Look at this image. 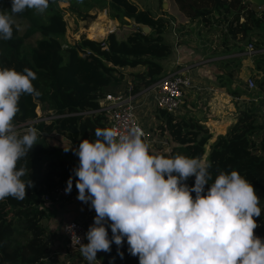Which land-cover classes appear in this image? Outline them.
<instances>
[{"label":"trees","instance_id":"16d2710c","mask_svg":"<svg viewBox=\"0 0 264 264\" xmlns=\"http://www.w3.org/2000/svg\"><path fill=\"white\" fill-rule=\"evenodd\" d=\"M6 1L10 10L11 0ZM172 1V7L186 19H200L206 34L214 36L222 54L233 53L235 49L244 51L249 37L259 27L264 28V13L259 15L258 6L248 0ZM59 3H67V8L72 7L81 18L90 16L88 11L94 6L107 7L111 19L127 24V19H131L135 24L148 26L149 32L144 33L140 26H133L122 40H116L114 32L110 33L108 46L106 42L83 36L75 44L62 48L59 41L64 35L62 11L54 7ZM49 4L50 10L43 16L35 14L32 9L20 13L30 23L26 35H21L18 27L13 25L12 38L0 39V69L22 72L29 68L37 75L32 83L40 94L31 97L33 102L28 94L21 95L19 111L13 122L17 123L20 115L23 119L34 115L39 106L37 103H40L43 117H50L41 122L40 131L62 134L78 148L81 140L96 139V128L107 127L102 113L84 112L98 109V99L108 93L107 89L122 83L123 77L115 74L118 67L144 65L143 71L130 73L132 93L162 77L161 61L172 52L163 37L170 20L154 17L133 0H51ZM81 5L84 8L78 10ZM174 19L171 15V20ZM35 32L40 38L35 46L26 48L25 39ZM80 51L84 55L81 56ZM138 55L145 58H138ZM249 78H253L255 89H249ZM219 79L222 87L232 91V99L238 101L236 107L234 105L237 114L224 133H213L206 123L191 114L174 117L162 110H156V120L159 121L156 131H165L170 136L174 145L169 156L181 154L210 161L213 180L209 183L219 172L230 173L232 170H237L248 180L260 200L261 215L254 217L258 224L254 232L264 239V125L253 100L264 88V79L259 81L254 76L248 77L246 90L240 84L231 86L233 81L227 76L222 75ZM37 143L28 156L17 163L18 169L21 166L27 168L28 174L21 179H31L34 186L26 189V198L22 201L13 197L0 200V264H50L47 259L50 250L48 230L43 223L50 211L43 195L56 187L67 186L79 158L71 150L65 152L64 148L48 143L42 133L38 135ZM194 182L195 177H190L186 183L194 186ZM192 195L195 197V193ZM117 247L113 243L110 252H103L100 264H139L138 257L129 254L126 238L119 249L123 258Z\"/></svg>","mask_w":264,"mask_h":264},{"label":"clouds","instance_id":"9594fccd","mask_svg":"<svg viewBox=\"0 0 264 264\" xmlns=\"http://www.w3.org/2000/svg\"><path fill=\"white\" fill-rule=\"evenodd\" d=\"M48 7L49 0H11L10 10H0V39L12 38V14L32 9L42 15ZM35 79L29 68L0 69V200L22 201L34 186L31 179H21L28 172L17 163L38 144V129L20 132L13 120L21 95L40 94ZM143 135L138 126L123 134L115 127H98L94 141L64 148L79 158L65 192H71L76 177L77 199L96 213L88 243L75 236L88 264H96L97 253L110 252L113 243L123 258L119 249L125 238L139 264H264V239L254 232L260 200L252 184L237 170L221 171L209 183L210 161L151 154ZM190 177L194 186L186 183Z\"/></svg>","mask_w":264,"mask_h":264},{"label":"crops","instance_id":"0c3cea01","mask_svg":"<svg viewBox=\"0 0 264 264\" xmlns=\"http://www.w3.org/2000/svg\"><path fill=\"white\" fill-rule=\"evenodd\" d=\"M166 16V15H164ZM173 16V15H172ZM110 21V20H109ZM174 21L171 20V24L174 25ZM187 23V24H186ZM186 25L181 30L173 29L171 41L168 43L172 46V53L176 56L175 67L181 63V58L184 62L194 60L196 58L204 57L205 64L201 69H197L192 72V87L189 89L185 97V106L187 111L185 114H190L194 107L191 103L197 105L199 118H201L215 134L224 133L226 128L232 120L228 119V116L214 115L211 113L210 104L213 97L216 94L224 93L226 88L221 86L222 81L219 77L222 75L232 79L231 86L235 87L240 84L244 77L250 76L256 77L259 81L264 79V36L259 30L251 35V42L256 48L255 56L245 57L243 51L233 52L232 54H222L219 44L215 41L214 36L207 35L205 29L202 27L199 18L190 19L186 21ZM187 26V27H186ZM115 31L114 28H109V32ZM187 31L186 35L183 32ZM164 40L165 36L163 34ZM249 42H247L248 44ZM236 50V49H235ZM237 51V50H236ZM257 60V64L254 65V60ZM253 61V62H252ZM234 64L233 68H226L225 64ZM174 67V68H175ZM132 71V69H130ZM173 71V70H172ZM198 74V75H197ZM198 76V77H197ZM197 78V79H196ZM197 92L198 96L210 95L208 97L198 98L194 92ZM143 96H151L152 93L140 94L135 100L136 110L139 120L143 125V129L147 131V135L144 141L149 145L150 153L154 155H170V149L174 145L167 132L159 133L156 131V126L159 123L156 120V109L149 100H144ZM192 98V100L190 98ZM202 100L203 102L199 101ZM152 100V99H151ZM153 102V101H152ZM181 115V114H180ZM217 117V118H216ZM233 118V117H232ZM58 134V133H56ZM60 135L63 139L62 134ZM53 145V144H52ZM58 146V145H55ZM61 148L77 147L71 145V143L65 139L64 146H58ZM76 177L73 180L75 187ZM78 190H75L71 197L66 200L58 201L54 200V203H49L48 217L44 219V226L48 230V240L50 242L49 254L55 255V262L58 264H88L81 253L72 252L64 242L62 237V229L66 221L71 219H77L86 221L93 218L96 213L94 209L90 208V204H85L77 199ZM103 251L97 253V260L101 261Z\"/></svg>","mask_w":264,"mask_h":264},{"label":"rangeland","instance_id":"374dc122","mask_svg":"<svg viewBox=\"0 0 264 264\" xmlns=\"http://www.w3.org/2000/svg\"><path fill=\"white\" fill-rule=\"evenodd\" d=\"M49 1H51V0H49ZM133 1L139 6V8L149 10L154 17H156V18L166 17L167 19L170 20V22L168 21L169 27L164 33L165 41L167 43H168V41H171V39H168V37L170 38L171 35H173L172 34L173 29L176 28V30H181L182 27H184L187 24L186 21L189 20V19H186V17L182 13H180L178 9L172 7L171 4L173 3V1L171 2V0H133ZM67 5H68L67 3H59L57 5L58 7L56 5H54V7L56 9L59 8L62 11V22H63V26H64V35H63V39H61V38L59 39L62 48H66L69 45L75 44L77 41L81 40L83 36L86 38H89V39H93L95 41H101L102 40V42H106V46H108L109 45L108 35H109V28L110 27L114 28V30H115L114 31L115 39L116 40H118V39L122 40V39H124V37L128 33V29H132L133 26H135V27L140 26L138 24H135V22L131 19H127L128 24L127 23H120L117 20L111 19L109 17V14H108V8L107 7L103 8L100 6H94L88 11L90 16H88L86 18H81L80 16L77 15L76 11L72 7L67 8ZM80 8L83 9L84 5H81L80 7H78V10ZM8 9H9L8 2L6 0H0V10H8ZM49 10H50V4H49L47 11L44 14L41 15V14H37L36 12H35V14H37L39 16H43ZM106 12H107V14H106ZM21 15H23V14H20V13L12 14V18L14 20V25H16L18 27L19 33L21 35H26V33L28 32L27 29L30 26V23L25 17H23ZM164 15H166V16H164ZM171 15H173L176 18V20L174 19V22H173L174 25L171 24ZM202 27L204 28L203 25H202ZM258 30L260 31L261 34L263 33V36H264V28L259 27ZM205 32H206V29H205ZM186 33H187V31L183 32V34H185V35H186ZM27 37L28 38H26L25 42H24V45L26 48L35 46L36 40L40 38V34L38 32H35L34 35H30ZM251 41H252L251 37H249L248 42L251 43L254 51H257ZM114 42H116V41H114ZM245 43L246 42L244 41L243 44H245ZM171 50H173V49H171ZM235 52H238V50L237 51L235 50ZM79 53L81 56L84 55V52H82V51H80ZM85 54H88V53L85 52ZM254 56H255V54L253 55V57ZM137 57L141 58V59L145 58V56H139V55ZM175 58H176V56L171 52V54L168 58L161 61L162 65H163V71L161 73V76H164V75L170 73L174 69V67H175L174 63L176 60ZM185 59L186 58H184V60ZM204 59H205L204 57H200V58H196L194 60H189L187 62H184V60L181 58L180 64L182 65V67H185V66L193 67L192 68V72H193V71H196L197 69L199 70V69L203 68L204 66L208 65V64L204 63L205 62ZM256 62H257V60L255 59L253 62L254 65L257 64ZM203 64H205V65L202 66ZM109 65H111V64H109ZM225 66L228 69V67L233 68L235 65L234 64L229 65L226 63ZM178 68L179 67H176L175 70ZM130 69H132V71H130ZM143 70H144L143 64L137 65L135 67H118L115 74L117 76L119 75L120 77H123L122 83L118 87L108 88L107 89L108 93H121L122 91H124L125 88H127L128 84L130 83L129 80H130V77L132 76L130 73L131 72L136 73V72L143 71ZM192 72H191V74H192ZM120 74H122V75H120ZM191 79H193L192 75H191ZM246 79L247 78L244 77L243 80L240 82L241 88L243 90H246ZM189 92L190 91L188 90V93ZM231 92L232 91L229 92L228 90H226L224 93H220L219 95L216 94V97L211 98L212 99V103L210 104L211 113H213L214 115H220V117L221 116L222 117L228 116V119H230V120L233 119L232 117L236 116L237 113H236V110L234 109V105L236 107V104L238 103V101L232 99V96H231L232 93ZM140 94L142 95L143 93H140ZM194 94L198 96L196 91L194 92ZM186 95H187V93L185 92L184 93V100H183L184 102H183L179 112L177 114H173L174 117H177L179 114H181L179 116L187 115V114H185L187 111V108H186L187 106H185ZM208 96H209L208 100L207 101L205 100V102H208L210 97H211L210 95H205V96L201 95V96H198V98L201 99V97H208ZM29 97L34 98L33 95H29ZM143 99L149 100L153 104L154 108L156 109L153 97H151V96L144 97L143 96ZM190 99L192 100V98H190ZM200 99H199V101L203 102ZM234 99H236V98H234ZM31 101L33 102V99ZM37 104L39 105V108H37V110L35 108L34 115L25 117L24 119H23L22 115H20V117H18L19 121H17V123L20 124V128H18L17 130L20 132H23V130L25 128L34 125L35 128L38 129V133L39 134L42 133V136L46 139V141L48 143L63 147L65 144V139H63L60 135L56 134L55 132L46 133V132L40 131L39 125L41 124V122L43 120H45L46 117H43L44 116L43 105L40 103H37ZM241 104L242 103H239V105H241ZM191 105L194 107V110H192V112H190V114L195 119L202 122L203 121L201 119L202 117L199 118V112H198V108H197V105H199V103L198 102H196L195 104L191 103ZM156 110H158V109H156ZM136 113H137V110H136ZM137 115H138V113H137ZM13 123H14V125L17 124L16 122H13ZM141 126L143 127L142 124H141ZM64 200H66V199H64ZM61 201H63V200H61Z\"/></svg>","mask_w":264,"mask_h":264},{"label":"built area","instance_id":"2783aa9c","mask_svg":"<svg viewBox=\"0 0 264 264\" xmlns=\"http://www.w3.org/2000/svg\"><path fill=\"white\" fill-rule=\"evenodd\" d=\"M258 11L260 12L259 15H261L264 13V7H258ZM255 52L256 51H254L251 43H248L245 46L243 54H245V57H252ZM176 67L179 68L175 70ZM176 67L173 71L162 76L154 83L141 89V91L137 93H132V86L130 83L128 84L126 91H122L121 93H107L104 97L98 99V109L94 111H86L84 113H102L106 119L107 127H115L122 134L126 133L130 128L138 126L144 133V139L147 135V131H145L141 126L139 117L136 113L135 100L140 93H152L156 109L162 110L171 115L177 114L184 102V93H188V90L192 87L191 72L193 67H182L181 64ZM247 84L249 89H255V82L253 78L247 79ZM253 100L258 107L260 121L264 125V88L254 97ZM37 108H39V106ZM49 118L50 117H46L45 120ZM15 127L16 129L20 128V124H15ZM65 188L66 187H56L46 192L43 195L44 201L52 204L54 203V200L61 201L68 199L73 194L75 187H72L71 192L67 194L65 192ZM94 217L86 221L71 219L66 221L64 224L62 237L66 246L72 252L80 253L76 237L80 238V243H88L86 233L89 226L94 223ZM108 234L109 239H111L112 233L110 227H108ZM55 258L56 257L53 253H50L47 257L50 264H58L55 262ZM100 262L101 261H98L96 264H100Z\"/></svg>","mask_w":264,"mask_h":264},{"label":"water","instance_id":"95a60500","mask_svg":"<svg viewBox=\"0 0 264 264\" xmlns=\"http://www.w3.org/2000/svg\"><path fill=\"white\" fill-rule=\"evenodd\" d=\"M251 4H254L258 7H264V0H248ZM140 27L143 29L144 33H148L149 32V27L146 25H140Z\"/></svg>","mask_w":264,"mask_h":264}]
</instances>
